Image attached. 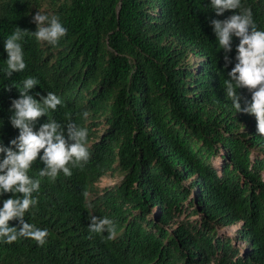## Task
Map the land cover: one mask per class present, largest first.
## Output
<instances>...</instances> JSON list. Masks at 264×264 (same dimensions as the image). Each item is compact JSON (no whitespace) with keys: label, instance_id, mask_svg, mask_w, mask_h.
<instances>
[{"label":"trees","instance_id":"trees-1","mask_svg":"<svg viewBox=\"0 0 264 264\" xmlns=\"http://www.w3.org/2000/svg\"><path fill=\"white\" fill-rule=\"evenodd\" d=\"M242 6L264 28V0ZM38 9L59 15L68 32L55 46L26 36L27 66L8 77L5 38L18 26L35 31ZM235 11L217 16L210 0H0V140L19 133L10 105L20 93L9 86L35 76L32 94L60 95L48 116L87 127L91 153L71 176L44 177L33 193L39 202L24 219L47 228V242L0 243V264H264V157L252 156L264 153V134L254 114L226 97L239 38L225 67L210 23ZM238 91L243 107L251 93ZM217 154L222 172L211 161ZM43 167L38 157L29 175ZM117 171L122 181L89 200L96 182ZM188 200L202 216L199 228L179 217ZM89 212L114 221L115 239L89 232ZM231 224L244 246L219 236Z\"/></svg>","mask_w":264,"mask_h":264},{"label":"clouds","instance_id":"clouds-1","mask_svg":"<svg viewBox=\"0 0 264 264\" xmlns=\"http://www.w3.org/2000/svg\"><path fill=\"white\" fill-rule=\"evenodd\" d=\"M210 5L217 16L227 10H239L223 19L212 18L210 23L219 48L226 53L225 67L232 62L227 53L233 49L234 37L239 38L235 45V64L225 81L226 97L231 98L237 112L254 114L258 122L257 132L264 134V28L257 25L252 9L242 6V0H210ZM32 20L37 26L35 31L18 26L5 38L7 59L3 71L8 77L13 72H22L27 66L22 44L26 36L55 46L68 32L57 14L38 9ZM37 85H40L38 77L27 76L19 84L13 81L9 86H15L20 93L10 105V121L19 133L8 144L0 140V197L7 192L13 193L0 204V243H12L26 237L43 246L49 230L24 219L26 212L39 202L38 195L33 193H39L42 178L55 180L61 172L71 176L72 168L82 167L91 155L89 129L74 121L65 126L49 117L50 110H56L63 104L62 97L50 91L46 95L39 92L33 95L31 90ZM241 88H247L251 93L250 100H245L243 107L242 93L238 91ZM45 114L48 119L37 128L38 118ZM82 115L86 120L89 113L85 110ZM38 157L44 162V167L35 177L29 175V170ZM89 216L87 227L90 233L98 234L102 240L115 239L116 225L110 217L91 212ZM12 219H18L22 226H11L9 221Z\"/></svg>","mask_w":264,"mask_h":264},{"label":"rangeland","instance_id":"rangeland-1","mask_svg":"<svg viewBox=\"0 0 264 264\" xmlns=\"http://www.w3.org/2000/svg\"><path fill=\"white\" fill-rule=\"evenodd\" d=\"M201 61V57L200 56H195L192 57L190 56V62L193 64V68L197 69V65L199 64V62ZM100 129H104V124H101L99 126ZM224 152V150L222 151V153ZM253 158H255L256 156H259L261 158L264 157V153L260 152L259 150H254L253 151ZM212 163L214 164V166L220 171L222 172L223 170V166H224V158L222 157L221 154H217L214 157H212ZM124 178V175L117 171L114 174H107L104 175L99 181L96 182V185L98 187L97 190H92V192L90 193L89 196V200L94 199L95 197H97L99 194H102L105 190V188L107 187H114L116 186L118 183H120L122 181V179ZM263 178H264V171H263ZM193 197V196H192ZM138 212V211H136ZM179 217L181 220H185L191 224H193L194 226H197V228L201 227V223H202V216L195 212L194 206L189 203V200L186 202L183 211L179 214ZM238 228V225L235 224H231V225H221L219 226V236L222 237H231L233 239V243L235 244V246H244V241L242 239H239L236 230Z\"/></svg>","mask_w":264,"mask_h":264}]
</instances>
